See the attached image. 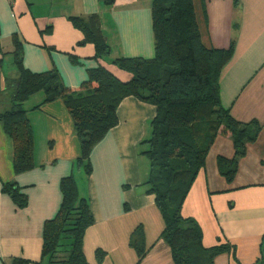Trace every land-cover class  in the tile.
Wrapping results in <instances>:
<instances>
[{
    "label": "crops",
    "instance_id": "0c3cea01",
    "mask_svg": "<svg viewBox=\"0 0 264 264\" xmlns=\"http://www.w3.org/2000/svg\"><path fill=\"white\" fill-rule=\"evenodd\" d=\"M152 0H0V90L4 77H16L13 38L21 46V65L32 74L56 72L64 87L78 89L88 70L109 62L95 59L91 44L78 46L82 34L71 18L97 15L104 36L112 41L115 58L154 56ZM195 21L206 49L226 50L232 57L219 79L220 106L242 123L257 122L261 130L238 161L234 179L227 183L217 158L232 159L228 132L220 129L210 146L181 207V216L200 229L202 245L228 244L230 250L214 264H262L264 256V0H192ZM113 59H110V61ZM40 93L24 108L32 127L34 169L14 175L11 144L0 126V264H45L41 259L42 232L61 205L60 181L73 175L79 194L87 199L93 218L83 239L88 264H174L168 245L160 238L163 222L155 197L145 185L149 163L143 165V140L150 135L155 107L134 97L116 108L117 125L92 149L91 174L78 170L79 142L62 101L44 104ZM25 102L23 105L28 102ZM10 100L0 93V112ZM23 107V106H22ZM13 182L26 195L17 208L2 192ZM141 227L143 258L130 245Z\"/></svg>",
    "mask_w": 264,
    "mask_h": 264
},
{
    "label": "trees",
    "instance_id": "16d2710c",
    "mask_svg": "<svg viewBox=\"0 0 264 264\" xmlns=\"http://www.w3.org/2000/svg\"><path fill=\"white\" fill-rule=\"evenodd\" d=\"M113 6L118 0H100ZM154 56L115 58L88 70V80L78 89L64 87L54 71L32 74L21 65V46L13 38L16 77H4L0 93L10 100L0 112V126L11 144L10 164L14 175L34 169V138L23 104L33 95L42 94L46 103L62 101L71 117L73 132L79 142L80 157L75 161L86 177L91 174L90 153L118 121L116 108L127 97H134L155 107L149 122L150 135L143 140L142 151L149 163L145 185L155 197L163 230L160 238L168 245L174 264H214V259L230 250L228 244L211 248L202 245L199 227L181 216L184 199L218 131L228 132L234 147L232 159L217 158L220 175L230 183L246 147L256 141L261 130L257 122L235 120L220 106L219 79L232 57L226 50L206 49L200 40L192 0H152ZM82 34L78 46L91 44L95 59L110 51L100 30V19L71 18ZM94 84L90 94L77 90ZM17 208L27 204L26 195L13 182L2 185ZM61 205L56 216L45 222L42 232L41 259L45 264H88L83 253L86 230L93 225L87 199L79 194L73 175L60 181ZM138 261L144 256L143 233L136 228L130 239ZM103 252L96 251L101 263ZM264 264V256L261 258ZM14 264H27L15 260Z\"/></svg>",
    "mask_w": 264,
    "mask_h": 264
},
{
    "label": "rangeland",
    "instance_id": "374dc122",
    "mask_svg": "<svg viewBox=\"0 0 264 264\" xmlns=\"http://www.w3.org/2000/svg\"><path fill=\"white\" fill-rule=\"evenodd\" d=\"M100 30L102 32L101 22H100ZM102 35L104 36L103 32H102ZM104 38H105V42H106V44L108 46V49H109L110 53H109L108 56L103 57V59H105L106 61H110V59H114V57H115L113 53L111 54V50L113 49L112 41L110 39L108 40L107 36L106 37L104 36ZM94 88H95V85L91 83L87 87L81 88V89H79L77 91H78V93H81V94H90L94 90ZM32 102H34V101H32V99H31L28 103L25 104L26 105L25 107L23 105V109L30 107L32 105ZM140 157H143V159H141V160H143V165L146 164L147 163V158L144 155H140Z\"/></svg>",
    "mask_w": 264,
    "mask_h": 264
}]
</instances>
